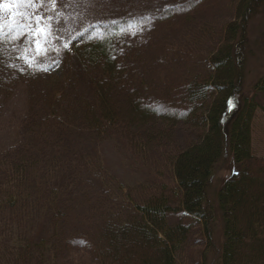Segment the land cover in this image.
<instances>
[{
	"label": "rangeland",
	"instance_id": "rangeland-1",
	"mask_svg": "<svg viewBox=\"0 0 264 264\" xmlns=\"http://www.w3.org/2000/svg\"><path fill=\"white\" fill-rule=\"evenodd\" d=\"M237 1L58 0L53 11L51 0H45L46 14L54 18L52 24L58 29L56 35L59 37L50 47L59 49V54L52 52L47 57H38L32 68L16 58L20 55L19 50L28 47V38L24 36L11 42L5 38L0 44V157L8 156L20 143L26 142L29 146L32 137L37 135L30 130L36 129L40 125L38 122L41 127L43 123L45 128L52 126L48 133L56 140L55 146L42 149L39 157L41 172H37L36 163L29 171L38 174L39 178L46 177L48 172L54 184L60 186L61 193L53 197V204L49 202L47 216L44 213L37 215V207L26 209L23 202H19L18 209L12 212L5 205L0 206L1 264H95L82 251H77L81 249L73 246L80 239H72L76 234L72 235L71 231H83L71 227L73 220L81 218L87 225H91L92 220L84 218L87 211L77 207L78 201L70 199L79 192L66 186L61 175L68 164L75 169V175L85 176L97 189L116 196L113 211L120 217L132 212L122 205L127 196L138 200L140 196L147 198L163 193L175 210L178 200L175 181L163 160L198 139L201 117L210 102L190 108L181 105L172 100L174 94L168 97V86L172 84L179 88L190 81L205 82L210 78L212 68L207 58L221 46L222 26L231 20L232 6ZM31 11L23 3H13L11 8L3 7L0 20L7 29L12 17L19 21ZM246 27L245 40L239 37L235 40L236 44L241 41L238 51L243 57L242 98L252 97L258 104L251 124V144L253 153L264 157V110L261 109L264 108V97L253 89L264 72V16L255 14ZM105 33L114 34V44L118 49L121 46L119 51L125 50L123 44L135 46L126 61L131 56L142 58L144 66L137 67L141 69L137 76L154 73L153 82L159 83L162 96L149 90L142 100L151 113L149 119L132 120L121 113L110 126H107V120L104 126L103 123L89 126L82 120L85 108L95 106L97 101L90 83L92 74L78 62L72 47ZM65 43L69 44L67 49L63 48ZM37 67L48 70H37ZM21 68L24 70L20 71ZM118 97L116 105L122 108V98ZM48 112L50 119H44ZM164 129V138L153 141L148 137ZM143 144H146L145 149ZM84 157H89L95 166L82 165ZM234 168L231 155L230 159L224 157L215 165L209 187V199L213 203L217 190ZM18 186L16 184L12 190L16 191ZM0 195L4 198L6 192H0ZM59 201L65 211L69 209L65 228L51 217L57 208H61L56 206ZM29 211L33 214L23 217L24 212ZM214 214L213 250L222 242L220 218L216 210ZM167 219L172 224L182 222L192 226L187 242L190 252H180L176 263L204 264L199 261L200 253L196 254L205 244L200 241L202 234L198 221L180 211H169ZM54 228L57 232L68 231L64 237V246L68 248L48 249L53 244L52 237L56 236ZM216 256L209 250L205 264H216L213 262Z\"/></svg>",
	"mask_w": 264,
	"mask_h": 264
},
{
	"label": "trees",
	"instance_id": "trees-1",
	"mask_svg": "<svg viewBox=\"0 0 264 264\" xmlns=\"http://www.w3.org/2000/svg\"><path fill=\"white\" fill-rule=\"evenodd\" d=\"M232 8L231 20L222 26L221 46L207 58L212 68L210 78L205 82L190 81L179 88L172 84L168 86V97L174 94L172 100L181 105L190 108L210 102L201 117L198 139L163 160L175 181L178 199L175 210L163 193L147 198L140 196L138 200L127 196L122 205L132 212L120 217L113 211L116 196L97 189L85 176L75 175L71 164L61 173L66 186L79 192L70 199L78 201L77 207L87 211L84 218L92 220L91 225H87L83 219L75 218L71 227L83 231L72 230L71 234H76L72 239H80L73 246L81 249L77 251H82L93 263L177 264L180 252H190L187 242L192 228L182 222L169 223L167 213L180 211L200 224V241H205V244L196 254L200 253L199 261L202 263L205 264L210 250L217 254L213 261L216 264H264V157L256 156L251 144V124L258 104L252 97L242 98L243 57L238 51L241 41L235 42L237 37L245 40L247 23L255 14L264 16V0H238ZM123 46L125 50L119 51L121 46L118 49L114 44V34L105 33L72 47L78 62L92 74L90 83L97 102L95 106L85 108L82 118L89 126L93 123H103L104 126L106 120L110 126V122L121 113L132 120L149 119L151 113L142 100L149 90L162 96L159 83L153 82L154 73L146 77L144 74L137 76L141 71L137 67L144 66L142 58L131 56L126 61L135 46ZM253 89L264 97V72ZM118 96L122 98V108L116 105ZM50 116L48 112L43 118L50 119ZM38 123L40 125L36 129L30 130L37 135L32 137L29 146L26 142L20 143L8 156L0 157V192H6L4 198L0 195V206L5 205L12 212L18 209L19 202H23L26 209L37 207V215L44 213L47 216L49 202L53 204V197L61 193L60 186L54 184L48 172L46 177L39 178L29 168L36 163L37 172H41L39 157L42 149L55 146L56 140L48 133L52 126L45 128L44 123L43 127L41 122ZM165 134L164 129L148 137L158 141ZM145 147L143 144V149ZM230 155L236 168L217 190L213 203L209 199V187L215 165L224 157L230 159ZM85 164L95 166L89 157L83 158L82 165ZM43 177L45 179H41ZM16 184L19 185L17 190H12ZM112 189L116 192L115 188ZM56 206L61 208H57L51 217L65 228L69 209L65 211L61 201ZM215 210L220 218L222 242L213 250ZM31 213L24 212L23 217ZM67 232H57L54 228L56 236L52 237L53 244L48 249L59 251L62 247L68 248L64 246ZM41 254L44 257V253Z\"/></svg>",
	"mask_w": 264,
	"mask_h": 264
},
{
	"label": "snow or ice",
	"instance_id": "snow-or-ice-1",
	"mask_svg": "<svg viewBox=\"0 0 264 264\" xmlns=\"http://www.w3.org/2000/svg\"><path fill=\"white\" fill-rule=\"evenodd\" d=\"M13 3H23L30 7L32 11L28 12L26 16H21L19 21L12 17V22L7 29L3 21L0 20V44L5 42L6 37L11 42L13 40L18 41L21 37L26 36L28 38V47L19 50L20 55L16 58L23 60L29 68L36 64L38 57H47L52 52L59 54V49L50 47L52 41L57 40L59 37L56 35L58 29L54 28L52 24L54 18L46 14L45 0H0V13H2L3 7L8 6L11 8ZM57 3L58 0H51V10L54 11L56 9ZM41 9H44V11H41ZM56 23L59 24V20ZM18 29H22V31H17ZM68 47V43L63 45L64 49ZM8 67H15V65H8ZM19 70L23 71L24 69L21 68ZM37 70L47 71L48 69L37 67Z\"/></svg>",
	"mask_w": 264,
	"mask_h": 264
}]
</instances>
